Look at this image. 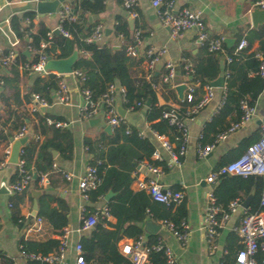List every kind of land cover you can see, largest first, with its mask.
Masks as SVG:
<instances>
[{"label":"trees","instance_id":"1","mask_svg":"<svg viewBox=\"0 0 264 264\" xmlns=\"http://www.w3.org/2000/svg\"><path fill=\"white\" fill-rule=\"evenodd\" d=\"M103 6V0H85L78 5H74L72 7L73 13L80 15L77 16V22H64L62 24L63 29L71 35L70 39L53 33L51 39L48 40L46 34L49 30L42 22H39L36 28L31 23L21 26L25 18L30 20L33 18L35 13L32 10L25 12L21 18H11L10 27L16 38L24 42L33 51L30 58H27L22 52L17 53L14 62L7 67L9 76H0L3 81V90L0 94L2 105L9 107V96L5 94L6 90H13L15 97L18 95V89L14 86V83L19 65L26 61L31 64L36 63L39 58L36 51L39 50L41 43H47V46L41 52L52 59L67 58L75 50L80 53L73 70L82 72L85 78L83 87L90 91L94 102L102 97L109 85L123 88L124 108L134 112L143 111L144 119L150 130L159 135L167 136L171 143L179 146V134L175 133L174 128L168 126L167 120L162 118V113L165 111L164 107L157 105L156 94L152 89V85L157 83V78L150 71L148 81L134 78L131 75L130 68L133 65L147 64L148 61L146 57L141 56L132 58L125 51L127 45L133 42L134 34L139 32L138 27L135 25L134 31L131 32L125 20L117 17L113 26V34L119 40L121 37L122 42L116 49L110 43L96 45L84 42V39L95 26L94 23L88 24L84 15L99 12L103 9ZM25 35L30 38L28 43L25 42ZM139 36L143 38L140 32ZM240 39L241 36L238 35L237 43ZM245 39L247 48L238 55H233L237 43L231 48L223 45L226 56L231 59L224 68V101L215 116L204 124L197 141L198 145L213 144L220 134L240 121L242 116L240 102L245 100L250 107H254L263 91V85L261 84L263 80L257 74L259 62L254 57V53L249 51L255 41L259 42L260 47L264 45V23L250 30ZM55 50L59 51L57 55L53 54ZM218 54L208 52L206 47H202L201 56L191 66L192 73L188 75L189 83L193 86L197 85L194 88V93L218 77L220 73ZM183 66L184 63L181 64L182 75L185 73ZM58 82L59 78L52 73L47 74L45 77L37 76L32 83L30 93H27L25 97L27 99L29 94H38L49 102L50 93L57 88ZM170 94L176 100L173 89H170ZM147 101H149V107H146ZM177 102L182 107V109H179L178 114L181 118H185L187 108H191L197 101L194 99L188 103L184 99ZM8 116L9 119L0 125V142L14 137L16 132L22 127H26L25 118L20 119V117L11 120V125L8 127L7 123L12 114L8 112ZM33 116L36 119L37 126H34L32 131L38 139L33 138L30 143L24 146L21 158L24 160V168L31 176H35L32 183L37 187L39 173L51 172V166L54 162L52 151L57 152L64 160L72 158L73 139L67 129L47 125L45 122L47 116L41 115L40 112L33 114ZM52 120L62 121L60 119ZM128 129L129 132L126 133V126L120 125L113 128V133L110 136L102 132L101 137L96 140L84 139L83 144L89 156V165L96 168V174L100 181L96 190L89 195L90 202L101 200L109 191L115 194L106 203L110 215L115 219V223L100 222L90 231L88 236L80 239L82 254L86 262L129 264L128 260L119 253L117 244L123 237L135 240L142 236V230L137 224L145 220L148 215L153 220L169 221L177 228L185 222L184 201L179 206L166 207L152 201L144 191H132L130 189L131 174L135 171L136 165L148 162L156 166L158 162H153L151 159L155 148L153 141L147 137L139 136V131L129 125ZM257 139L258 137L244 140L240 144V148L245 151ZM235 159L222 158L218 168ZM17 180L18 176L14 170L10 177V184L17 182ZM262 188L263 183L260 177L227 175L218 180L213 194L216 204L224 208L231 201L243 202L252 194L247 210L249 212H259L264 211V208L260 206ZM13 199V197L10 198L11 219L17 222L20 220L18 204ZM51 202H56V205L50 207ZM38 206L37 218L44 219L58 235L67 225V210L64 203L44 195L40 198ZM92 212V208H87L84 214L85 217ZM232 238L235 240V236H232ZM158 241L160 240L156 236L151 235L147 237L146 245H153ZM58 247L59 241L56 239H48L40 243H32L23 239L19 241V250L27 255L39 254L45 256L55 252ZM262 258H264V254L258 253L257 259ZM150 260L154 263L161 261L160 256L156 254H150ZM222 260L224 264H234V256L227 255ZM27 262L28 264H47L30 260H27ZM0 264H13V262L0 253Z\"/></svg>","mask_w":264,"mask_h":264},{"label":"crops","instance_id":"2","mask_svg":"<svg viewBox=\"0 0 264 264\" xmlns=\"http://www.w3.org/2000/svg\"><path fill=\"white\" fill-rule=\"evenodd\" d=\"M82 1L85 0H67L71 7L78 5ZM136 1L138 17L135 19H131L128 16L122 6L121 0H103L104 6L101 11L93 14H86L84 16L87 18L88 24L94 23L95 26L98 24L103 26V43H110L115 49L119 47L121 42L114 36L113 26L116 23V18L120 17L125 20L131 32L134 31L136 25L138 31L143 35V38H141L142 43L139 46L138 57L141 56L145 58V50L148 48L166 50V54L160 59L159 63L151 72L154 77L157 78L156 88L152 89L156 94L157 105L159 107L162 106L165 110H173L178 114L179 109H182V107L177 102L181 101L178 100L174 88L176 85L183 84L181 64L188 62L192 66L197 58L201 56L203 46L198 44L197 33L195 31H188L176 38H171L168 28L158 20L156 10L150 5L149 0ZM171 1L173 2L175 12L183 8L199 12L208 35L211 38H222L223 40L233 39L234 43L232 47L236 45L238 35L241 36V38H245L246 34L253 29L250 14L254 10L253 6L257 0ZM29 10H32L35 13V4L31 3L30 0H0V29H2L0 30V46L3 49L8 47L7 38L4 35V33H7V27L4 24V21L6 19H9L10 21L13 17L21 18V16ZM75 14L77 16L79 15L78 13ZM39 22H42L49 31H54L58 24V18L56 14L39 17L35 13L31 24L36 28ZM21 26H25L24 20ZM106 30H109L107 35H105ZM25 42L27 41L25 40ZM26 47L27 45L24 42L19 41L16 47L17 53H24ZM262 48L263 46L260 47L259 42L255 41L249 52L255 53ZM73 52H77V56L79 57L80 53L78 51L75 50ZM58 53L59 51L55 50L53 54L57 55ZM30 56L31 52H29V55L26 57L30 58ZM218 57L220 68L218 77H223V87H211L214 93L212 100L206 103L190 118L180 117L184 120L187 126V141L186 154L181 159L179 166H170L169 156L161 148L158 142L151 138L149 125L144 119L143 111L134 112L125 109L123 96L119 92L115 93V109L117 114L120 116V112L123 111L124 116H122V118L126 123L139 132H143L145 137L151 139L155 146L154 150L160 155L161 160L159 161L151 158L153 162H158V165L156 166L162 170V174L156 177L157 182L164 187L180 190L183 193V201L186 210L185 223L189 227V237L185 244L178 242L168 230L161 227V221L153 220L149 215L145 220L137 224L142 230L141 237H143L144 243L146 244L148 236H156L162 243L168 245L172 249L177 259V264H213L216 260L223 259L224 256H235L234 254H236L237 250L241 248L239 238L232 230L233 227L237 226L240 222L241 213L238 211L231 217L229 222L219 229L216 238L217 250L213 256L208 255L202 226L206 192L210 187L206 184L205 179L210 172L218 168V164L221 162L222 158H238V156L244 152L243 149L240 148V144L244 140L259 137L260 126L264 122V81L261 82L263 85V91L254 104L252 118L246 124L228 134L223 140H219L215 144L213 150L205 158H199L197 156V141L200 132L204 124L209 122L218 112L217 107L219 106L224 93V68L227 64V56L225 52H223L218 54ZM166 60L172 61L177 66L178 74L173 87L160 84V78L164 71L163 62ZM130 71L134 78L145 79L148 81L150 72L147 69L146 63L133 65L130 68ZM5 72L6 74L3 76H9L7 69ZM37 76L45 77L46 75L29 74L18 69L17 78L14 83V86L18 89V95L15 97V92L13 90H6L5 94L9 96V107H4L0 101V125L5 120L9 119L8 112H10L12 116L7 123L8 127L11 125V120H16L18 117H20V119L25 118L24 123L26 124L27 130L33 134L32 128L37 126V122L33 114L28 110L32 94H29L27 99L25 95L30 93L32 83ZM58 78L61 79L62 77ZM63 79H65L70 95L69 104L61 105L54 103L52 91L50 93L49 105L44 109H40L39 112L41 115L47 116L48 118L60 119L68 123V127L65 129L71 133L73 139L72 158L70 160H64L55 151H52V156L54 159L53 164H55L61 171L70 174L72 176L71 180H65L61 172L52 170L51 168L46 185L39 186V184H37V187H35L33 183H31L22 193L12 194L9 191V185L10 177L15 170V166L9 164L8 160L11 154V148L17 140H13L14 137H12L6 141L0 142V164H4L0 167V253L12 260L13 264H28L27 260L21 255L19 250V241L21 239L32 243L45 242L48 239L57 240L58 235H56L53 228L44 219H42L41 230L39 232L25 233V229L34 223L37 218L39 200L44 195L58 199L66 206L67 225L64 228L69 230V237L65 252V264H73L75 257L74 247L76 243H80V239L84 236H88L91 231L84 233L78 232V228L81 224V208L86 206V208L94 209L97 206L107 203L104 201V197L97 202L89 201L88 203H84L79 197L77 188L78 179L82 176L87 166H89V156L83 144L84 139L89 138L90 140H96L100 138L102 132L106 133L104 128L107 126V123L102 115V110H100L96 116L91 118L97 119V122L90 124L89 120H83L78 112V109L82 104V99L79 93V83L76 79L71 77H63ZM2 86H0V94L3 90ZM196 86H194V88ZM204 86L202 89H198L193 93L194 99L197 102L205 94ZM170 89L174 90L176 100H174L170 94ZM185 96L186 92H184L183 99ZM188 109L190 108H187V110ZM178 116L180 115L178 114ZM30 133L25 145L30 143L33 139ZM112 133L113 128L109 134H106L110 136ZM144 176H146V172L142 164L136 165L135 171L131 174L132 181L130 183V189L132 191H140L136 189L134 182L137 177L142 178ZM148 177L155 178V176L150 174ZM32 191H37L39 193L33 195ZM114 195L115 194L113 193L112 197H114ZM11 197H13V200L18 204L20 220L17 222H14L11 219ZM34 204H36V209L33 207ZM55 205L56 202L50 203V207H54ZM148 221L160 226L157 233L152 234L145 231V224ZM107 222L114 224L115 219L111 216V219ZM232 236H235V240ZM132 240L133 239L123 237L117 244L119 253L121 245ZM224 252L226 253L224 254Z\"/></svg>","mask_w":264,"mask_h":264},{"label":"built area","instance_id":"3","mask_svg":"<svg viewBox=\"0 0 264 264\" xmlns=\"http://www.w3.org/2000/svg\"><path fill=\"white\" fill-rule=\"evenodd\" d=\"M52 1L54 0H30V2L33 4ZM121 1L122 6L128 16L131 19L137 18V1ZM149 3L156 10L158 20L168 28L171 38H176L188 31H195L197 33L198 44L200 46L206 47L208 52L219 54L224 52V40L222 38H211L208 35L199 12L188 8H183L175 12L173 8V2L171 0H149ZM253 7L254 9L264 10V0H257ZM55 14L58 18V24L56 27L58 34L70 39L71 35L63 29L62 24L64 22H77L78 17L73 13L71 5L67 1L60 3ZM31 22L32 19L30 20L25 18L24 20L25 25H28ZM4 24L7 27V33H4V35L7 38L8 47L3 49L0 46V66L6 70L7 67L14 62L17 56L16 47L19 43V40L16 38L15 33L10 28L9 19H6ZM52 34L53 31L47 32L46 37L48 40L51 39ZM133 39V42L127 45L125 51L128 56L135 58L139 56V46L142 43L139 32L134 34ZM25 40L27 43L30 41L28 35H25ZM103 40L104 28L102 25L98 24L94 26L91 33L84 39V42L87 44L99 45L103 43ZM119 41L122 42L121 37ZM46 46L47 43L40 44L39 50L36 51L39 55L38 61L36 63L31 64L26 61L23 64H20L18 69L29 74H49L50 72H45L44 70L47 57L41 52V50H43ZM246 48L247 41L245 38H241L234 49L233 55H238ZM26 51L29 53L33 50L27 46ZM165 54V49H146L145 57L148 59L146 64L147 69L152 72ZM254 57L259 62L257 74L259 78L264 81V45L260 51L254 53ZM230 61V57H226V62L229 63ZM183 69L185 73L182 75V83L186 86V96L184 99L190 103L194 100V86L189 83L188 78V75L192 73L191 65L188 62H184ZM163 70L164 71L160 78V84L173 87L178 74L176 64L170 60H166L163 62ZM52 74L62 77L59 79L57 88L53 91L54 103L61 105L69 104L70 95L67 84L63 77L74 78L79 83V93L82 99V104L79 107L78 112L83 120H90L96 116L100 110H102V115L104 116L107 125H109L111 129L120 125H124L126 126L125 132H129L128 124L117 114L115 109V93L119 92L123 96V88H117L114 85H109L102 97L97 102H94L91 98L90 91L83 87L85 78L81 71L73 70L68 75H57L55 73ZM2 85L3 81L0 79V86ZM152 88L155 89L156 84H153ZM204 91L205 94L203 97L187 110L186 118H190L206 103L213 99V89L209 85L204 86ZM224 94L225 93H223L222 100L217 107V111H219L223 104ZM48 105L49 102H47V100H45L43 97L38 94H32V99L28 105V110L31 114H35L39 112L40 109L46 108ZM240 110L242 111L240 121L231 125L225 132L220 134L213 144L203 146L197 145V156L199 158H205L213 150L215 144L219 140H223L228 134L234 132L252 118L254 111L253 107H250L245 100L240 102ZM162 118L167 120L168 126L174 128L175 133L179 134V146H175L173 143H171L167 136L159 135L149 129L150 136L153 140L158 142L161 148L169 156V165L179 166L181 159L186 154L187 126L184 120L179 118L178 114L173 110H165L162 113ZM45 122L47 125H52L55 128L68 127V123L64 121H55L47 118ZM29 133L30 132L27 130V127H22L14 135L13 140H20L25 137L28 138ZM138 135L145 137L143 132H138ZM31 137L38 139V137H35L33 134H31ZM23 148L24 146L20 148L18 161L14 165L18 180L17 182L9 185V191L12 194L22 193L29 187L33 180V176H31V174L24 168V160L21 158L23 155ZM151 158L158 161L161 160L160 155L155 150L153 151ZM141 164L145 169L146 176L142 178H136L134 182L136 189L145 191L152 201L160 203L166 207L179 206L184 199L183 193L180 190L164 187L157 182L156 177L162 174V170L158 166H154L148 162H142ZM3 165V163L0 164V167ZM51 168L52 170L61 172L65 180H71L72 176L58 169L55 164H52ZM149 174L155 176V178L148 177ZM48 175L49 173L47 172L39 173V186H44L47 184ZM227 175L260 177L263 183L260 196V206L264 208V122L260 126L259 137L256 141L250 144L238 158L210 172L206 177L205 182L210 187L206 192V201L202 217V226L204 230L207 253L209 256H213L217 250L216 238L218 236L219 229L229 222L234 214L240 211V222L232 229L237 234L239 243L241 245V248L234 256V264H264V258L257 259L258 253L264 254V211L249 212L247 208L242 207V202H239L238 200L231 201L225 208L216 204V199L213 194L214 185L222 176ZM99 183L100 181L96 174V168L90 165L87 166L82 176L78 179L77 185L79 197L84 203H88L90 201L89 195L92 191L96 190V188L99 186ZM86 209V206L81 208V224L78 228L79 233L88 232L92 230L98 223L107 222L111 219V215L106 204L95 207L93 212L85 217L84 214ZM41 224L42 219L36 218L34 223L25 229V233L29 234L32 232H39L41 230ZM160 226L168 230L178 242L182 244L186 243L189 237V227L185 222L181 223L179 228L175 227L169 221H161ZM68 237L69 230L67 228H63L57 236V240L59 241L58 249L55 252L45 256H41L39 254L27 255L22 250H20V253L26 260L30 261H40L47 264H65L64 259ZM74 251L75 257L73 264H99L94 261L86 262L82 254L81 244L79 242L76 243ZM120 253L128 260L129 264H177V259L172 249L168 245L162 243L161 241H158V243L153 245H146L144 243L143 237L141 236L135 240L122 244L120 247ZM225 253L226 252H224V254ZM150 254H156L160 256L161 261L159 263L152 262V260H150ZM213 264H224V262L222 259H220L216 260Z\"/></svg>","mask_w":264,"mask_h":264},{"label":"water","instance_id":"4","mask_svg":"<svg viewBox=\"0 0 264 264\" xmlns=\"http://www.w3.org/2000/svg\"><path fill=\"white\" fill-rule=\"evenodd\" d=\"M67 1V0H54L52 2H40L35 4V13L39 17H43L44 15H51L55 14L56 10L59 6L60 3ZM251 23L252 27L256 28L264 23V10H259V9H254L251 14ZM55 35H58V30L55 29L53 31ZM109 33V30L105 31V35ZM223 43L226 45L227 48L232 47L234 40L233 39H225ZM24 55H29L27 51L24 52ZM78 59L77 52H73L69 57L64 58V59H52L51 57H47L46 64L44 66L45 72H50V73H55L57 75H68L73 71V66ZM6 72L5 70L0 66V75L3 76L5 75ZM210 87H215V88H222L223 87V77H218L216 80L211 81L208 83ZM178 100L182 101L183 100V95L186 90V86L183 84L176 85L174 88ZM146 107H149V101L146 102ZM124 116V112H120V117ZM180 118V116H178ZM97 122V119H91L89 120L90 124H93ZM104 131L106 133H110L111 127L107 125L104 128ZM27 141V137L17 140L14 142L12 148H11V154L9 156L8 163L15 165L18 161V156H19V150L22 146L25 145ZM33 179H35V176H33ZM33 195H37L39 192L37 191H32ZM113 196V193L111 191L107 192V194L104 196V201L109 202L111 197ZM252 198V194H250L243 202H242V207L247 208L249 205V202ZM34 209H36V204H34ZM160 226L157 224H154L153 222H146L145 224V231L147 233H152L155 234L159 230Z\"/></svg>","mask_w":264,"mask_h":264}]
</instances>
